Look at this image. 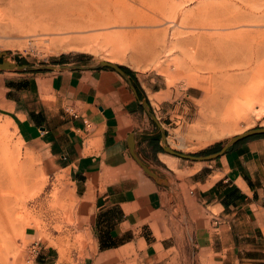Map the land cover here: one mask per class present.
Segmentation results:
<instances>
[{"label":"rangeland","instance_id":"obj_1","mask_svg":"<svg viewBox=\"0 0 264 264\" xmlns=\"http://www.w3.org/2000/svg\"><path fill=\"white\" fill-rule=\"evenodd\" d=\"M254 33L264 35V0H0V61L125 65L147 91L164 144L189 154L264 126V36L256 42ZM210 59L225 69L198 68ZM30 72L0 70V86ZM1 138L0 264H85L90 228L67 176L44 169L0 114ZM151 163L167 184L177 181L176 162ZM33 239L51 249L44 263L28 260Z\"/></svg>","mask_w":264,"mask_h":264},{"label":"crops","instance_id":"obj_2","mask_svg":"<svg viewBox=\"0 0 264 264\" xmlns=\"http://www.w3.org/2000/svg\"><path fill=\"white\" fill-rule=\"evenodd\" d=\"M125 73L61 62L0 86V114L44 169L69 179L91 233L85 264H264V134L182 164L163 152L147 91ZM133 152L150 166L176 162L177 181L157 182ZM50 250H40L41 263Z\"/></svg>","mask_w":264,"mask_h":264},{"label":"water","instance_id":"obj_3","mask_svg":"<svg viewBox=\"0 0 264 264\" xmlns=\"http://www.w3.org/2000/svg\"><path fill=\"white\" fill-rule=\"evenodd\" d=\"M2 54L5 55V52L0 53V56ZM97 65L110 66V67L114 68L115 70H117L118 72H120L121 74L126 75L124 69L121 67L122 64L112 62V61H108V60H99L97 62ZM52 67L53 66H50V65L34 66V65H28V64H17L14 62H9V60H7V58H2L0 61V70L9 69V70H20V71H22V70L34 71V70H47V69H50ZM142 103L144 104L145 107H147V102L145 100H143ZM150 116L153 119V121L157 124V126L160 130V142H161L162 150L171 154V155H174V156H177L180 158H185V159H193V160L211 159V158L217 157L218 155L222 154L229 146L237 143L238 141H240L244 138L254 136V135L264 134V126L253 127V128H250L246 131H243L241 133L233 135L224 144H222L220 146V148L215 152H212L209 154H202V155L189 154V153L179 152L177 150L172 149L168 145H165L164 142H165L166 134H165L163 127L161 126V124L158 122L157 118L152 113L150 114ZM129 141L131 143V147H133L132 135L129 136ZM133 156L149 176L153 177L159 183L167 184L166 179L160 177L158 173H156L151 168H149L146 163L142 162L139 159V157L136 155L135 152H133Z\"/></svg>","mask_w":264,"mask_h":264},{"label":"built area","instance_id":"obj_4","mask_svg":"<svg viewBox=\"0 0 264 264\" xmlns=\"http://www.w3.org/2000/svg\"><path fill=\"white\" fill-rule=\"evenodd\" d=\"M40 250H41V243L39 239H33L32 241H30L27 250L28 260H31L32 258L38 256Z\"/></svg>","mask_w":264,"mask_h":264},{"label":"bare ground","instance_id":"obj_5","mask_svg":"<svg viewBox=\"0 0 264 264\" xmlns=\"http://www.w3.org/2000/svg\"><path fill=\"white\" fill-rule=\"evenodd\" d=\"M10 62V61H9ZM0 145L2 146V148H6V146H7V143H6V140L4 139V138H1L0 139ZM0 191H1V189H0ZM1 193V192H0ZM5 198L6 197H4V195H0V200L2 199L3 201H5Z\"/></svg>","mask_w":264,"mask_h":264},{"label":"trees","instance_id":"obj_6","mask_svg":"<svg viewBox=\"0 0 264 264\" xmlns=\"http://www.w3.org/2000/svg\"><path fill=\"white\" fill-rule=\"evenodd\" d=\"M63 62V61H62ZM121 67L127 72V73H132L133 72L125 65H121ZM138 83V82H137ZM220 146V143L215 144L211 149L218 148Z\"/></svg>","mask_w":264,"mask_h":264}]
</instances>
